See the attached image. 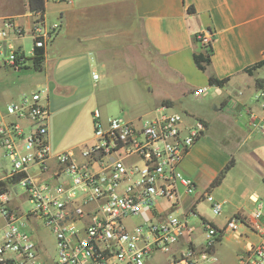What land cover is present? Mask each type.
<instances>
[{"label":"built area","instance_id":"2783aa9c","mask_svg":"<svg viewBox=\"0 0 264 264\" xmlns=\"http://www.w3.org/2000/svg\"><path fill=\"white\" fill-rule=\"evenodd\" d=\"M60 28L36 17L27 56L14 43L25 28L13 16L0 17V67L31 66L34 48H46ZM198 38L209 45L212 33ZM257 99L264 111V89ZM50 118L42 90L0 103V264H214L220 239L228 232L247 236L242 228L259 240L249 241L238 260L264 264L260 198H252L251 214L234 215L222 226L199 213L204 203L215 216L223 212L212 189H197L180 166L205 133L204 121L188 123L167 105L136 120L105 118L96 109L92 138L53 155ZM258 119L252 115L253 126L264 132ZM48 234L56 256L44 243Z\"/></svg>","mask_w":264,"mask_h":264},{"label":"crops","instance_id":"0c3cea01","mask_svg":"<svg viewBox=\"0 0 264 264\" xmlns=\"http://www.w3.org/2000/svg\"><path fill=\"white\" fill-rule=\"evenodd\" d=\"M0 3V17L13 16L22 27L23 21L28 29L32 27L36 15L29 10L28 0H0ZM49 4L47 0L44 21L47 25L60 22L61 28L46 46L44 67L48 58L57 64L64 58L78 61L79 55L87 57L92 66L105 65L110 51L118 49H125L124 55L133 64L142 59L146 83L168 86L176 92V96H164L160 104L171 108L179 101L188 123L200 119L207 125L180 166L195 181L197 189H212L223 203L220 215L224 216L223 221L212 218L214 223L222 226L234 215L251 214L254 197L264 202V132L252 123L253 114L258 120L264 119L257 99L260 89L256 85L258 78L264 79V66L253 74L245 71L264 57V0H53L52 17ZM206 30L212 33L214 49L210 69L219 78H229L222 87L210 85L208 73L194 59V54L204 46L198 34ZM19 38L14 37V43L25 50ZM134 43L146 51L151 48L157 57L156 64L151 65L147 58L134 57L131 53ZM66 51L69 53L63 54ZM3 68L10 69L0 67ZM199 88L205 89L201 96L194 94ZM46 89L59 92L49 82ZM189 97H194L198 104L191 103ZM208 105L213 108L212 113ZM57 125L58 119L51 116L49 138L53 155L92 138L87 134L65 142L58 137ZM217 125L224 132L213 136L211 132ZM231 159L234 165L221 184L211 187ZM242 232L247 236L238 238L228 232L216 245V257L218 246L228 235L240 244L235 250L237 258L249 241L259 240L246 228Z\"/></svg>","mask_w":264,"mask_h":264},{"label":"rangeland","instance_id":"374dc122","mask_svg":"<svg viewBox=\"0 0 264 264\" xmlns=\"http://www.w3.org/2000/svg\"><path fill=\"white\" fill-rule=\"evenodd\" d=\"M54 8L53 0H50L48 10L51 17ZM0 9L2 8L0 7ZM23 22L26 33L19 38V41L23 44L27 56H31L34 39L29 33L27 22ZM133 45L131 53L134 57L147 58L151 65L156 64L157 57L151 48L146 51L142 45L137 43ZM128 49L126 48V51ZM124 51L125 49L110 51L108 59L104 61L105 65L95 64L92 66L87 57L79 55L78 61L74 62L69 58H64L60 59L57 64L56 61L51 63L48 58L42 71L31 67L32 63L29 68L22 70L0 69V103L18 98L23 93L36 90L44 91L49 99L52 119L53 117L58 119L56 127L58 137L65 142L73 141L87 134L90 137L93 136L92 116L96 109H100L105 115L126 119H136L140 116L149 117L161 106L160 102L164 96H176V92L169 89L168 86L159 84L154 86L146 83L147 77L142 76L145 75L142 74L144 61L138 58L139 61L137 60L133 64L131 59L124 55ZM67 53L69 51L63 54ZM95 73L99 75L98 79L94 78ZM48 82L59 92L57 93L53 89L48 91L46 89ZM188 100L193 104H198L194 97H189ZM179 107V101H177L170 110L185 114L186 112ZM208 109L211 113L213 112L210 105H208ZM223 132L224 129L221 125H217L211 133L213 136H220ZM214 194L216 195V193ZM198 210L199 213L206 214L219 222L223 221L224 216H215L205 203L201 204ZM191 221L196 223L198 219L193 217ZM44 243L48 252L56 256L54 237L48 234ZM239 245L234 237L228 235L221 246H218V256L214 264H243L235 253Z\"/></svg>","mask_w":264,"mask_h":264},{"label":"trees","instance_id":"16d2710c","mask_svg":"<svg viewBox=\"0 0 264 264\" xmlns=\"http://www.w3.org/2000/svg\"><path fill=\"white\" fill-rule=\"evenodd\" d=\"M46 2L47 0H28L29 3V10L36 15V17L44 20V14L46 10ZM189 10H194V7H190ZM34 55L30 57L32 60V66L36 70H42L44 67L45 59H46V48L45 47H35L34 48ZM214 49L212 43L209 45H204L203 50L200 52H196L194 54V59L197 64V66L208 73L209 76V83L212 86H225L228 82L229 78H219L217 75H215L210 67L212 64V55H213ZM264 66V57L256 62L255 64L247 67L245 71L249 74H253V71L257 68ZM30 66H27L26 68H29ZM256 85L259 89H264V79L258 78L256 80ZM165 103L169 104V101H165ZM234 159H231L228 164L221 170V172L218 174V176L212 181L211 187H215L221 184L223 181L226 173L228 170L234 165ZM221 241V239H220Z\"/></svg>","mask_w":264,"mask_h":264}]
</instances>
